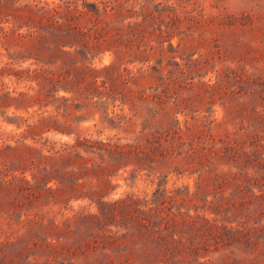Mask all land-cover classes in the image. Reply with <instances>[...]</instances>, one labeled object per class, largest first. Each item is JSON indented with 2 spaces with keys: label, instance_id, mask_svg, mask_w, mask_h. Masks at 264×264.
I'll use <instances>...</instances> for the list:
<instances>
[{
  "label": "trees",
  "instance_id": "obj_1",
  "mask_svg": "<svg viewBox=\"0 0 264 264\" xmlns=\"http://www.w3.org/2000/svg\"><path fill=\"white\" fill-rule=\"evenodd\" d=\"M139 1L61 0L39 7L38 20L0 10V46L10 60L0 61V80L15 75L38 85L0 92V108L27 113L6 117L23 130L15 144H0V264H264V0H244L250 9L223 10L212 19L200 14L221 30L203 39L199 47L205 52L197 58L190 52L197 46L187 44L184 36L177 45L172 42L177 31L183 34L185 20L196 18L185 5L191 0L180 1L182 10L170 8L165 29L161 19L160 26L152 25L149 34L156 36L158 49L142 44L143 21L157 17L140 14ZM187 31L196 33L193 26ZM107 50L116 54L112 64H86ZM180 52L183 64L176 60ZM145 54L148 58L141 59ZM151 54L160 55L153 71L161 75L167 70L162 88L149 84L154 86L146 95V89L130 85L143 87L141 79L154 74L142 67L136 74L121 70L118 62L127 55L147 62ZM27 61L30 65L15 69ZM208 73L213 76L206 81ZM219 99L222 122L211 114L198 115L202 107L213 111ZM117 101L128 105L132 115L115 114L111 122L116 127L130 133L133 119H143L139 144L119 136L43 137L48 132L71 135L75 111L83 114L74 118L83 120ZM216 125L224 130L215 134ZM142 140L161 141V146L146 149ZM159 155L162 165L180 175H196V181L193 191L185 187L186 196L182 188L163 195L176 201L170 213L161 215V259L151 260L143 241L153 238L158 224L145 225L130 214L131 205L147 201L148 195L109 201L101 185L129 165L135 172L156 168L151 162ZM85 200L97 209L73 208ZM136 236L141 239L137 252L131 245Z\"/></svg>",
  "mask_w": 264,
  "mask_h": 264
},
{
  "label": "rangeland",
  "instance_id": "obj_2",
  "mask_svg": "<svg viewBox=\"0 0 264 264\" xmlns=\"http://www.w3.org/2000/svg\"><path fill=\"white\" fill-rule=\"evenodd\" d=\"M180 1L182 0H140V5L137 7V10L140 12V14H149L150 12H153L155 14V19L151 17H147L143 21V29L145 30V39L142 41L143 43H150L152 44L156 49H158V42L156 41L155 35H150L149 31L153 30V26L158 27L160 26V19H161V28L165 29V23L164 20H169L167 17L168 14L172 15V12L170 11V8L177 7L179 10L181 9ZM61 2V0H4L3 4L0 3V10L12 14L16 13H22L26 15L28 18L27 20H38L42 17L41 13L38 11V8L45 5L46 3L53 4ZM28 4V5H27ZM141 5H143L141 7ZM188 10H193V14L191 16H195L196 18L185 20V22L181 25V30L183 34L177 35V32L175 33L174 37L172 38V42L174 45H177V43L180 40L181 36L185 37V42L187 44H195L197 48H193L190 52L194 53L193 58H197L200 56V53L205 52L200 49L199 45L202 44L203 39H206L207 41L211 40V37L215 34H217L221 29L218 25V23H209L205 21L204 19H201L200 14H204L203 17H206L208 19H212L214 16H216L220 11L226 10L228 12H239L243 9H250V5L246 7L244 0H191L190 3H186ZM28 6V7H27ZM174 10V9H173ZM178 10V11H179ZM264 11V10H263ZM182 17L185 19V16L188 14H185L184 12L181 13ZM143 16L141 15L138 20L142 21ZM192 18V17H191ZM4 26H10L9 23H4ZM153 25V26H152ZM203 25L206 26V29H204ZM188 26H193L196 29L195 35L188 34L187 28ZM206 30L207 35H205L203 38L201 35H199V32L201 29ZM184 33L187 35L185 36ZM140 39H136L137 43ZM184 42V43H185ZM162 43V39H161ZM165 47H168V42H164ZM183 52V51H182ZM171 54V53H170ZM177 57L176 60L181 62L182 64L185 62L182 59L181 52L176 53ZM160 57L159 54H151L150 60L147 62H140V61H133L134 57H130L127 55L124 59V61L118 62L120 64L121 70H124L125 68H128V70L133 71L134 74L138 72V69L142 67V70L145 71L146 74L151 73L154 74L155 78H153L151 75H147V77L142 78L143 87L138 84H131L130 87L134 90H140V89H146V95H149L152 93L151 87L154 86L155 83H159L162 88L163 83V73L166 72L167 69L164 70L163 73L153 71L152 67L157 64V59ZM141 59L148 58V54L141 55ZM129 59V62H126L125 60ZM116 60V54L114 51H105L99 53L96 57L93 59H88L86 64L95 67V68H102L106 65L112 64ZM0 61L8 62L10 61L8 59V56L6 54V51L0 46ZM31 61H27L22 64V67L15 66V69H21L23 67H27L30 65ZM168 62L167 59H164V64ZM2 63V65H3ZM81 63L79 62V65ZM34 67V66H32ZM53 68V67H52ZM161 76V77H160ZM213 76V73H208L206 77L203 79L208 81L210 77ZM158 78V79H157ZM214 79V78H213ZM198 79H196L194 82L197 83ZM149 84H154L150 85ZM29 86H35L38 87L36 81H30L27 79L19 80L17 76L15 75H7L6 77H3L0 80V92L6 91V90H14L22 91L27 90ZM65 94V92L61 91L60 95ZM70 95V94H66ZM38 105H36L32 110L37 109ZM2 110H5L4 114H2ZM31 110V111H32ZM48 110H52V106L48 107ZM93 110V109H92ZM205 107L201 108V112H198L199 116H202L204 114L210 115L211 119H216V122H222L224 120V108L221 104V100L219 99L215 106H213V111L211 109H208L205 111ZM14 112H16L18 115H27V113L24 110H16L14 107L5 109L0 108V144H15L16 140L21 138L19 136L20 133H22L23 128H18L16 125L9 123L6 121V117H12L14 116ZM122 113L128 115L127 117H130L132 113L130 112V108L128 105H120V102H116V106L109 105L107 108L102 107L100 111H95L90 116L86 117L83 120H80L78 118H74V116H79L80 114H83L81 111H75V115L72 119H70V122H72L71 126L68 127L70 130L73 131L71 135L68 134H62L57 132H48L43 135L44 138H50L53 141H72L75 136L81 135V136H92V137H99V138H106V137H112V136H119V137H128L131 139V142L133 144H139L137 141V137L141 135L142 130V122L143 119L141 118H134L133 124L129 126V129H131V132H125L123 129H119L116 127L115 123H112V117L115 116V114ZM178 117L180 119H183V115L179 113ZM76 119V120H75ZM63 120V118H61ZM224 130L223 127L215 126L214 133L221 132ZM18 133V135L15 136V134ZM28 143L32 144L33 140L28 139ZM142 147L149 149L150 146L158 147L161 146V141L159 142H153V143H146L145 140H142ZM161 148V147H160ZM153 164V167L151 168L147 167L143 170H139L137 172L134 171L135 166L129 165L125 169H120L116 172H114L110 177V182L105 185H101V193L103 195L107 194V197H105V200H116L122 197H125L128 194H136V197L139 196L140 198H144L145 194H147V201L145 202H136L133 203L130 207V214L134 216L137 220H144L145 225L150 224H158V229L155 232H152V230H149L150 232L154 233L155 235L150 236L149 238L144 239L145 248H149L150 252L152 253L151 260H154L156 258L161 259V215L163 216L166 213H170V203H173L176 201V198H169L164 199L162 198L163 195L167 193V190L169 191V194H171V190H177L179 188L183 189V195L186 190L185 187L190 185L191 191L194 190V184L196 181V175H180L173 171L171 168H167L164 165L161 164V155L156 157V160L151 162ZM225 170H227L226 166H223ZM30 176V174H29ZM94 183H97V180H94ZM160 188V189H159ZM186 196V195H185ZM210 199L212 197H209ZM179 202V205L183 204L179 199H177ZM90 201H80L73 204L74 209H90L91 211H94L97 209L96 205L94 207H90L89 205ZM83 206V207H82ZM137 206H139L138 209ZM164 207V208H163ZM57 208V207H56ZM186 208H183L185 210ZM203 212H201L202 214ZM175 214H177V210L175 211ZM191 214L195 215L196 211L194 208L191 210ZM177 216V215H176ZM186 216V214H179L177 218H182ZM208 217L214 216L213 214H208ZM152 222V223H151ZM155 222V223H154ZM219 223L223 224H229L233 226H237L238 222L234 221L232 223H227L226 221H220ZM145 230H148L147 228H144ZM160 236V238H159ZM141 239L139 236H136L134 239L131 240L132 249L137 252L138 249L141 247L140 243ZM210 257V256H209ZM162 264V263H160Z\"/></svg>",
  "mask_w": 264,
  "mask_h": 264
}]
</instances>
